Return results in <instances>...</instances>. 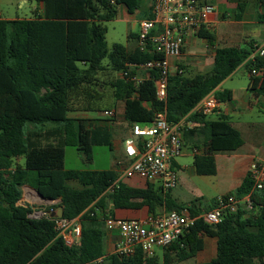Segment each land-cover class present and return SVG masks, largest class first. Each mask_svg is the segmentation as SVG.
<instances>
[{
  "label": "trees",
  "instance_id": "trees-1",
  "mask_svg": "<svg viewBox=\"0 0 264 264\" xmlns=\"http://www.w3.org/2000/svg\"><path fill=\"white\" fill-rule=\"evenodd\" d=\"M44 4L31 19H0V264H175L195 258L204 249V237L217 239V256L201 264H264V190L254 191L248 175L232 193L238 199L251 194V206L242 205L222 223L209 225L202 219L165 248L162 262L155 255L146 258L139 248L133 255H104V233L99 215L113 216L116 209L140 210L153 215L188 209L193 217L214 208L216 200L204 205L199 200L177 204L170 191L148 185L146 189L120 186L112 170H66V149L75 147L92 164L94 148L113 146L110 128L73 118V113H102L105 90L123 102L129 125L151 124L156 114L167 112L168 122L181 124L198 104L246 63L251 73L250 87L264 91V57L252 58L249 48L222 47L213 68L192 72L183 68L169 78L165 102L156 95V71L139 68L154 58L122 44L109 49L106 23L117 19L118 8L130 13L141 0H35ZM235 1V0H229ZM236 20H241L246 4L239 0ZM264 6V0H261ZM207 4L208 0H200ZM264 20V16H263ZM200 37L213 40L204 27ZM263 72V78L252 71ZM150 75L136 84L119 73ZM219 101H230L231 91L215 92ZM107 106V104L105 105ZM199 116H194L197 120ZM206 153L196 156L194 166L200 176L217 174L215 154L237 151L244 145L241 133L225 116L206 121ZM31 126V128H29ZM23 160V164L18 161ZM76 182L78 187L70 185ZM34 188L43 199L60 201L47 207V215L33 217L35 206L22 205L24 186ZM64 209L63 219H79L82 238L68 247L58 236L57 219L50 214ZM205 208L202 211V208ZM100 212V213H99Z\"/></svg>",
  "mask_w": 264,
  "mask_h": 264
},
{
  "label": "crops",
  "instance_id": "crops-1",
  "mask_svg": "<svg viewBox=\"0 0 264 264\" xmlns=\"http://www.w3.org/2000/svg\"><path fill=\"white\" fill-rule=\"evenodd\" d=\"M210 4L215 6V12L210 16L209 23L206 30H209L213 35V40H208L200 37L199 34H192L187 37L183 55L180 59H172L171 63L174 68V72L185 68L192 72H208L213 68L215 63V56L218 49L222 47H240L249 48L250 43L254 45L264 41V6L261 0H239L246 4V10L242 19L236 20V12L238 11L237 1L229 0H208ZM28 0H22L20 8ZM12 0H0V19L15 20V19H31L39 14H44V4L37 3L35 14L30 18H21L18 15L13 17L14 11L11 8ZM152 5L153 0H141V7L134 13H130L125 5H120L118 8V16L121 15L126 18L128 22H132L134 26L138 27V33L140 30V23L144 19L152 18ZM3 6H5L3 10ZM9 17H4V15ZM117 20V19H116ZM225 28V29H224ZM221 29L223 30L221 33ZM138 33L130 31L129 40L133 43L132 46L127 47L129 51H133L137 48ZM252 57V56H251ZM246 75L249 78V84L247 88H236L231 86L230 83L234 82V79L238 76ZM123 79V74L117 75ZM142 80H147L150 75H139ZM263 78V72L259 71L256 76ZM251 73L246 63L242 64L229 78H227L215 92L231 91L233 97L230 101L222 102L219 112L206 118V121L217 120L220 116H225L229 119L232 126L237 129L243 139L244 145L233 152H220L215 154V161L217 166V174L214 176H200L198 175L194 166V160L196 156H202L206 153L205 142L207 140V132L204 129V123L201 120V114L195 108L187 117H185L180 126L182 130V137L184 140V151L181 157L177 158L173 162V167L178 171L179 184L176 189L171 190L169 193L172 199L180 205H187L193 201L205 198V195L199 191L202 187L209 193L212 192L211 201L217 200L221 196L229 195L235 192L248 177L251 166L254 163H261L264 161V121H256L252 119V115L255 113V109L259 110V113L264 115V91L261 90V86L256 89L250 87ZM109 104L107 109L114 110L116 113V120L111 121H91L88 125L96 124L98 126L108 127L113 134V146L111 150L117 153L112 163V171H114L119 177L125 169L131 164V160L125 153V142L131 137V127L124 119V107L123 102H117L110 94ZM93 114L96 113H87ZM98 114V113H97ZM194 116H199L197 120L193 119ZM92 117V116H89ZM104 119L103 116L97 118H89L87 120ZM23 164V160L18 161ZM100 171V170H97ZM194 186V190H198L199 195H194L195 200L183 201L180 195V191L183 187ZM70 185L78 187L76 182H71ZM148 185L162 187L159 182L150 183L146 180L135 177L133 179H124L120 186L132 187L137 189H146ZM23 197L25 194H29L31 197H38L42 201L45 211L47 207L60 203V201H48L40 197L37 191L30 187L24 186ZM177 190V191H176ZM195 194V193H194ZM23 199V198H22ZM57 202V203H56ZM27 204L34 206L33 202L27 201ZM26 205V203L22 204ZM204 207L202 211H204ZM165 211L159 210L157 215L163 214ZM100 213V212H99ZM153 215L149 212L147 207L140 210H126L116 209L113 211V216L104 217L100 213L99 228L104 233L103 246L104 255L109 256L115 253L116 246L121 239L120 233L110 231L107 228V220L109 218L118 219H144ZM204 249L195 258L189 259L185 262L175 264H201L212 261L217 256V239L204 237ZM164 249H159L156 252V256L160 262L163 260Z\"/></svg>",
  "mask_w": 264,
  "mask_h": 264
},
{
  "label": "built area",
  "instance_id": "built-area-1",
  "mask_svg": "<svg viewBox=\"0 0 264 264\" xmlns=\"http://www.w3.org/2000/svg\"><path fill=\"white\" fill-rule=\"evenodd\" d=\"M215 6L200 0H153L152 18L140 23L137 37V48L144 53L154 55V58L139 68L156 71V95L165 102L168 98L169 78L175 74L172 59H180L183 55L187 37L207 27L210 16L215 12ZM264 57V41L254 45L252 58ZM176 73H183L179 69ZM123 77L141 83L142 78L136 74L123 72ZM259 71L253 70L257 76ZM221 102L215 92L208 94L196 107L198 112L206 117L219 112ZM104 119L115 118L114 110H105ZM184 140L180 124H171L167 112L156 114L151 124L136 123L131 127V137L125 142V153L131 164L117 177L111 190L120 187L124 179L142 178L150 183L159 182L165 191L176 189L179 184L178 171L173 162L182 156ZM254 183V191L264 190V161L254 163L249 171ZM251 194L243 199L229 194L216 200L214 208L204 211L200 216L193 217L188 209L181 212H164L160 215H150L144 219L109 218L107 228L117 230L121 239L115 253L121 256L133 255L141 249L146 258H152L157 250L170 247L183 235L197 219L204 220L209 225L222 223L224 216L235 214L242 205L251 206ZM47 213L43 212V216ZM35 217V214L33 215ZM42 217V216H41ZM36 218V217H35ZM58 236L68 247L80 243L82 225L79 219L67 220L57 218ZM95 264V263H94Z\"/></svg>",
  "mask_w": 264,
  "mask_h": 264
},
{
  "label": "rangeland",
  "instance_id": "rangeland-1",
  "mask_svg": "<svg viewBox=\"0 0 264 264\" xmlns=\"http://www.w3.org/2000/svg\"><path fill=\"white\" fill-rule=\"evenodd\" d=\"M22 0H12L11 8L14 13L13 17H16L17 15L21 18H30L35 14V9L37 7V2L35 0H28V2L24 5V7L20 8V3ZM5 6H3L4 10ZM4 17H9L6 14ZM106 26L108 28L107 33V43L109 46V49H112L114 44H122L126 47L132 46V42L129 40V33L130 31L134 33H138V27L134 26L132 22H128L126 18H123L121 15L117 18V20H114L112 22L106 23ZM225 29V28H224ZM223 30L221 29L220 33ZM222 34V33H221ZM249 84V78L244 75H238L233 83H230L231 86H234L236 88L242 89L247 88ZM111 94L109 90H105V96L108 97ZM109 99L106 98L104 103L103 110L109 108L105 106L106 104H109ZM103 113V112H102ZM102 113L98 114H87V113H73L71 116L73 118H80V119H89V118H97L102 115ZM92 116V117H89ZM116 120V118H113ZM252 119L256 121H264V115L262 113H259L258 109H255V113L252 115ZM31 128V126H29ZM117 156V153L113 150H111L108 146H98L94 148V161L92 164H88L85 161V156L77 150L75 147H68L66 149V159H65V169L66 170H111L112 169V163L113 160ZM24 162V161H23ZM186 185V184H185ZM188 185V184H187ZM184 186L183 190L180 191V195L183 201L182 203H186L187 201L195 200L197 198L194 197V195H199V191L205 195V198L199 199L200 202H202L204 205H208L211 202V194L212 192H208L205 188H201L199 191L194 190V186ZM177 191V190H176ZM195 193V194H194ZM27 201L33 202L35 206V217H41L43 216V203L38 199V197H31L29 194H25L23 197L21 204L26 203ZM57 203V202H56ZM58 211V210H57Z\"/></svg>",
  "mask_w": 264,
  "mask_h": 264
},
{
  "label": "water",
  "instance_id": "water-1",
  "mask_svg": "<svg viewBox=\"0 0 264 264\" xmlns=\"http://www.w3.org/2000/svg\"><path fill=\"white\" fill-rule=\"evenodd\" d=\"M38 193V192H37ZM38 195L41 197V195L38 193ZM50 216L52 217V218H63V216H64V209L62 208V207H60L59 209H58V211L55 213V212H52L51 214H50Z\"/></svg>",
  "mask_w": 264,
  "mask_h": 264
}]
</instances>
